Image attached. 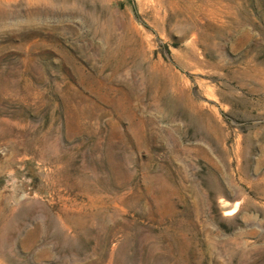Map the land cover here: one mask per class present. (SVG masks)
Instances as JSON below:
<instances>
[{
  "label": "rangeland",
  "instance_id": "374dc122",
  "mask_svg": "<svg viewBox=\"0 0 264 264\" xmlns=\"http://www.w3.org/2000/svg\"><path fill=\"white\" fill-rule=\"evenodd\" d=\"M0 264H264V0H0Z\"/></svg>",
  "mask_w": 264,
  "mask_h": 264
}]
</instances>
